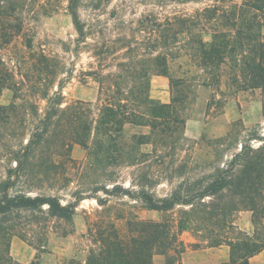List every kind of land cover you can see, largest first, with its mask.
Segmentation results:
<instances>
[{"label":"rangeland","instance_id":"374dc122","mask_svg":"<svg viewBox=\"0 0 264 264\" xmlns=\"http://www.w3.org/2000/svg\"><path fill=\"white\" fill-rule=\"evenodd\" d=\"M67 4L68 0H21L17 15L23 31L0 48V68L7 71L6 83H11L0 90V105L7 107L0 113V181L12 164L11 151L31 135L36 140L38 125L46 128L47 136L33 149L27 182L20 188L31 196L57 195L62 204L81 199L69 220L21 212L19 229L26 238L11 237V255L22 264L84 261L97 245L98 230L114 226L120 235L130 236L136 234L138 220L175 222L180 212L190 208L147 209L139 198L142 190L155 198L172 190L194 196L224 172L226 187L200 202L194 200L193 226L178 235L183 249L152 255L154 264H224L229 260V245L224 241L211 245V239L225 240L227 220L249 235H264V217L257 208L259 220L253 223L248 206L250 202L264 206V193L240 194L236 188L246 176L264 182V175H246L241 164L226 171L243 146L252 160L264 162V86L233 92L224 85L219 89L203 85L206 74L192 64L186 46L174 49L181 57L169 62V71L180 82L171 85L154 65L157 50L149 48L154 22L174 14L193 18L203 7L220 4L219 0H78L82 36ZM201 27L210 31L206 22ZM27 39L30 49L25 46ZM40 52L52 58L56 67L47 88L61 87L60 107L55 105L47 120H42L46 102L40 93L41 83L46 82L35 69ZM141 70L148 78L147 97L157 105H169L167 126L146 103L140 121L124 122L121 128L96 136L99 108L122 104L133 90L131 75ZM11 102L14 108L8 107ZM77 135L85 142L75 141ZM248 262L264 264V248Z\"/></svg>","mask_w":264,"mask_h":264},{"label":"trees","instance_id":"16d2710c","mask_svg":"<svg viewBox=\"0 0 264 264\" xmlns=\"http://www.w3.org/2000/svg\"><path fill=\"white\" fill-rule=\"evenodd\" d=\"M77 1L68 0L67 8L77 33L82 36L83 27L76 10ZM219 2L218 5L203 7L193 18L174 14L161 22L153 23L154 38L149 48L157 50L153 58L154 65L158 73L168 77L171 85L180 81L170 73L169 62L181 57L174 49L186 46L190 51L189 59L192 64L206 74V78L202 81L203 85L216 89L224 85L225 88H234L233 92L264 86V35L262 33L264 0H219ZM21 6V0H0V48L10 45L11 41L22 33V20L17 15ZM203 22L208 23L210 31L201 27ZM197 27L201 28V32H193ZM203 33L209 37L204 38ZM180 41H182L181 46L177 44ZM25 46L31 48L30 39L26 40ZM36 61L38 65L35 69L37 68L38 75H44L46 82L41 83L40 93L46 102L42 120H47L54 111V106L60 107L61 87L59 84L56 89L49 90L46 85L53 82V75L56 72L53 59L40 52ZM6 74L7 71L0 68V90L11 86L10 82L6 83L4 80ZM131 76L135 78L133 90H129L127 96H124V102L114 105L103 104L99 108L97 118L94 120L96 136L113 127L121 128L124 122L140 121L141 112L145 110L146 103L151 104L150 111L158 112L157 116L165 121L164 127L167 126L166 119L170 116L166 114V110L169 105H157L147 97L144 91L148 85V78L143 70L135 71ZM32 86L34 87L35 84L33 83ZM177 100L178 98H173V102ZM14 105V102H11L8 107L14 108ZM141 106L143 108L140 110ZM6 108L0 105V113ZM42 120H39V123H42ZM35 129L36 140L31 135L18 149L11 151L12 164L6 170L5 178L0 181V264H22L10 253V240L13 235L22 239L26 238V234L19 229L21 223L18 219L21 212L38 211L50 218L69 220L81 199H75V203L67 201L62 204L57 195L36 193L31 196L20 188L25 181L27 182L28 166L34 155L33 149L47 136L46 128H39L37 125ZM75 141L84 143L85 138L77 135ZM245 150L243 146L241 151L233 156L226 171H231L236 165L241 164L246 175L255 172L256 178L263 177L264 162L257 163L252 160V156L245 153ZM108 160L109 158H106V162H109ZM251 178L246 176L238 182L236 187L239 190L238 193L256 195L264 193V182L262 180L254 182ZM228 183L224 172H221L194 196H185L178 190H172L168 196L155 198L150 192L142 190L139 198L143 200L147 209L168 212L176 205L190 208L180 212L175 222L167 219L138 220L136 234L130 236L120 235L114 230V226L98 230L95 236L97 245L89 249L84 261L69 259L63 264H154L153 254H164L168 249L175 247L183 249L178 235L181 231L193 226L194 220L190 216L194 200L198 199L200 202L205 196H212L226 187ZM43 206H46L45 210L42 209ZM248 206L253 212V223L259 220L257 208L264 217V206H257L252 202ZM226 223L225 240L214 236L211 239V245L220 244L222 241L229 245V260L224 264H249L248 258L264 248V235L260 233L249 235L239 230L231 219Z\"/></svg>","mask_w":264,"mask_h":264},{"label":"crops","instance_id":"0c3cea01","mask_svg":"<svg viewBox=\"0 0 264 264\" xmlns=\"http://www.w3.org/2000/svg\"><path fill=\"white\" fill-rule=\"evenodd\" d=\"M17 246H18V245H17ZM69 249H70L69 247L66 248L67 253L70 251ZM20 261L23 262V261H26V260H24V257H23L22 259H20Z\"/></svg>","mask_w":264,"mask_h":264}]
</instances>
